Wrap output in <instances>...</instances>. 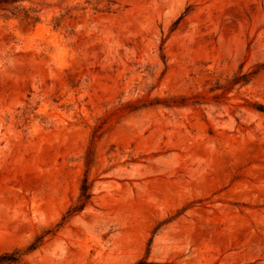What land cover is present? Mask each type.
Wrapping results in <instances>:
<instances>
[{
    "label": "rangeland",
    "instance_id": "rangeland-1",
    "mask_svg": "<svg viewBox=\"0 0 264 264\" xmlns=\"http://www.w3.org/2000/svg\"><path fill=\"white\" fill-rule=\"evenodd\" d=\"M0 264H264V0H0Z\"/></svg>",
    "mask_w": 264,
    "mask_h": 264
},
{
    "label": "trees",
    "instance_id": "trees-1",
    "mask_svg": "<svg viewBox=\"0 0 264 264\" xmlns=\"http://www.w3.org/2000/svg\"><path fill=\"white\" fill-rule=\"evenodd\" d=\"M90 196L91 194L89 192V185L86 179L81 187V193L78 202L69 208L68 214L72 215L79 212L84 207L86 201L89 199Z\"/></svg>",
    "mask_w": 264,
    "mask_h": 264
}]
</instances>
